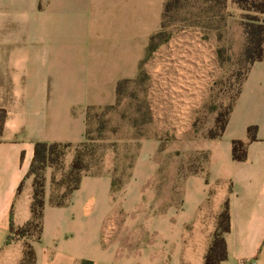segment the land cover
Segmentation results:
<instances>
[{
  "label": "crops",
  "instance_id": "obj_1",
  "mask_svg": "<svg viewBox=\"0 0 264 264\" xmlns=\"http://www.w3.org/2000/svg\"><path fill=\"white\" fill-rule=\"evenodd\" d=\"M165 2L0 0V108L6 111L0 135V264H20L23 258L25 239L5 240L11 217L15 227L31 217L28 171L35 143L84 141L88 108L113 104L118 82L137 77ZM249 126L257 128L255 140L248 137ZM233 140L246 143L244 160L232 158ZM200 143L205 165L179 181L176 205L163 202L168 217L162 226L176 229L155 236L152 230L150 264H203L206 236L226 201L230 228L224 235L227 258L220 264H264V58L249 66L223 134ZM67 151L58 166L43 171L41 235L32 242L36 264L99 263L85 248L92 232L100 252L112 180L82 175L78 188L56 205V185L74 157ZM171 211L176 221L170 222Z\"/></svg>",
  "mask_w": 264,
  "mask_h": 264
},
{
  "label": "rangeland",
  "instance_id": "obj_2",
  "mask_svg": "<svg viewBox=\"0 0 264 264\" xmlns=\"http://www.w3.org/2000/svg\"><path fill=\"white\" fill-rule=\"evenodd\" d=\"M246 14L232 0H178L163 16L165 39L146 53L137 77L122 83L113 104L89 111L86 145L65 149L84 154L81 176L112 180L100 252L92 232L85 248L98 264H150L152 230L155 236L176 229L162 226L168 217L163 202L176 205L179 181L203 169L207 152L200 142L237 96L249 68ZM58 184L54 202L68 198L66 184ZM169 220L177 214L171 211ZM216 228L206 236L207 250Z\"/></svg>",
  "mask_w": 264,
  "mask_h": 264
},
{
  "label": "trees",
  "instance_id": "obj_3",
  "mask_svg": "<svg viewBox=\"0 0 264 264\" xmlns=\"http://www.w3.org/2000/svg\"><path fill=\"white\" fill-rule=\"evenodd\" d=\"M178 0H166L163 8V16L166 11L176 5ZM243 10H246L250 14H246V21L242 22L244 33V49L243 55L249 66L256 61H260L264 58V0H232ZM162 26V22H161ZM161 29V27H160ZM158 30L153 34L147 45V54L153 51L165 37L161 30ZM129 79L121 80L116 87L117 97L122 83L129 82ZM239 93V91H238ZM237 93V94H238ZM94 107H89L87 110V117L89 111ZM231 107L224 113H220L215 118V126L209 130L207 138L213 139L220 137L226 127L228 121V115L231 111ZM6 117V111L0 108V135L3 130V125ZM256 126H249L247 128L248 137L250 140L256 139ZM86 136V135H85ZM85 142L76 144L77 148L84 147ZM73 147L71 144L63 143H46L36 142L34 146L33 160L30 165L28 175L33 177V193L32 201L30 205L31 217L21 227H15L10 222V232L5 240V244L11 243V241L19 238H24V252L23 258L20 264H36V255L32 246L33 241H38L41 235L42 217L44 207V176L43 171L47 166H58L65 154V149ZM232 158L234 160H244L246 158V143L241 140L232 141ZM85 168L84 154L82 151L77 150L73 157L69 170L63 176L60 184H66L67 190L64 194V199L68 197L73 190L77 189L81 179V172ZM66 199L62 202H54L56 205H63ZM229 210L228 202L224 203L223 210L220 212L217 219V228L213 234V239L210 247L208 248L203 264H220L227 258V246L224 235L229 231ZM32 239V240H30Z\"/></svg>",
  "mask_w": 264,
  "mask_h": 264
},
{
  "label": "built area",
  "instance_id": "obj_4",
  "mask_svg": "<svg viewBox=\"0 0 264 264\" xmlns=\"http://www.w3.org/2000/svg\"><path fill=\"white\" fill-rule=\"evenodd\" d=\"M245 264H255V263L251 261V262H248V263H245Z\"/></svg>",
  "mask_w": 264,
  "mask_h": 264
}]
</instances>
